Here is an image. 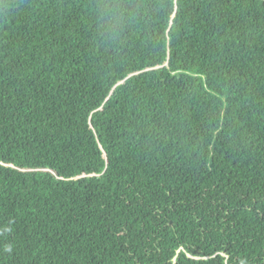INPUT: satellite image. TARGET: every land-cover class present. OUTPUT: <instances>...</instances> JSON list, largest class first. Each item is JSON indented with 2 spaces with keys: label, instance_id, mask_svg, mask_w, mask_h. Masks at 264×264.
Masks as SVG:
<instances>
[{
  "label": "trees",
  "instance_id": "1",
  "mask_svg": "<svg viewBox=\"0 0 264 264\" xmlns=\"http://www.w3.org/2000/svg\"><path fill=\"white\" fill-rule=\"evenodd\" d=\"M0 264H264V0H0Z\"/></svg>",
  "mask_w": 264,
  "mask_h": 264
}]
</instances>
